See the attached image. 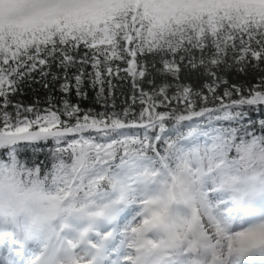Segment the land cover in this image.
Wrapping results in <instances>:
<instances>
[{
  "label": "snow or ice",
  "instance_id": "6c2138e0",
  "mask_svg": "<svg viewBox=\"0 0 264 264\" xmlns=\"http://www.w3.org/2000/svg\"><path fill=\"white\" fill-rule=\"evenodd\" d=\"M0 264H264V0H0Z\"/></svg>",
  "mask_w": 264,
  "mask_h": 264
}]
</instances>
